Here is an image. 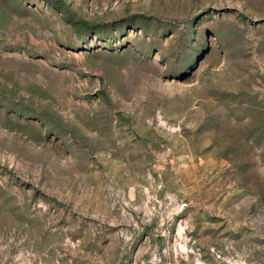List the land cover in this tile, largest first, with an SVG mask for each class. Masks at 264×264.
<instances>
[{
  "label": "rangeland",
  "instance_id": "obj_1",
  "mask_svg": "<svg viewBox=\"0 0 264 264\" xmlns=\"http://www.w3.org/2000/svg\"><path fill=\"white\" fill-rule=\"evenodd\" d=\"M0 264H264V0H0Z\"/></svg>",
  "mask_w": 264,
  "mask_h": 264
}]
</instances>
